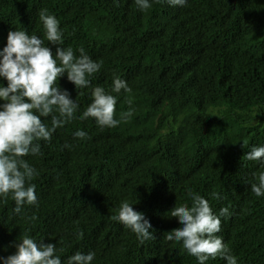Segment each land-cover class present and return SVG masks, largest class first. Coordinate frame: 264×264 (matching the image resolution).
I'll return each mask as SVG.
<instances>
[{
	"label": "trees",
	"instance_id": "trees-1",
	"mask_svg": "<svg viewBox=\"0 0 264 264\" xmlns=\"http://www.w3.org/2000/svg\"><path fill=\"white\" fill-rule=\"evenodd\" d=\"M44 10L59 20L63 47L101 62L92 87L111 92L114 75L128 82L132 91L119 95L114 118L128 111V100L135 111L115 128L74 119L40 142L42 156L24 157L39 173L31 181L38 206L17 215L11 195L0 198V256L15 254L28 234L62 248V262L94 251L92 264H198L165 239L182 226L170 210L191 205L194 191L214 213L230 206L218 235L238 264H264V197L250 185L264 168L245 157L264 145V0H188L184 7L153 0L145 11L133 0H0V49L18 29L55 53L39 20ZM58 83L78 100L79 117L91 88L77 90L66 74ZM77 130L88 138H74ZM125 200L151 222L153 239L141 244L112 219Z\"/></svg>",
	"mask_w": 264,
	"mask_h": 264
},
{
	"label": "clouds",
	"instance_id": "clouds-1",
	"mask_svg": "<svg viewBox=\"0 0 264 264\" xmlns=\"http://www.w3.org/2000/svg\"><path fill=\"white\" fill-rule=\"evenodd\" d=\"M137 9L145 11L152 6L153 0H133ZM172 7H184L188 0H166ZM39 20L43 24L44 36L56 47L55 53L44 40L37 35H29L27 30L9 31L6 45L0 49V81H7V86L0 83V198L9 195L15 202L14 212L23 213L25 205L38 206L36 185L31 183L38 175L37 169L24 157L42 156L41 141L50 142L57 129L63 128L74 119L93 118L100 128H115L126 122L134 113L131 100L129 109L116 119V106L119 95L132 91L126 80L114 75L111 92L102 86L92 87L91 77L100 71L102 64L94 61L83 48L79 55L71 47H63V31L59 20L41 11ZM67 75L69 82L77 90L91 88V103L77 117L80 108L77 99L73 100L67 89H62L58 81ZM115 93L116 95H113ZM50 118V119H49ZM74 138L84 140L88 133L77 130ZM244 147L247 148L245 142ZM71 148V145L65 144ZM248 161L257 162L264 168V145H254L245 156ZM251 192L256 197H264V171L253 173ZM191 205L176 204L170 215L179 218L181 227L166 233L165 239L182 244L188 255L193 256L198 264H207L217 257L226 264H238V257L232 254L221 232L222 218L231 217L229 207H222L214 213L209 200L200 194L189 191ZM214 199H221L220 194H211ZM134 204L125 200L112 219L136 234L143 244L153 239V226L145 214L134 210ZM33 221L37 218L31 217ZM83 238L84 233H79ZM13 255L0 256V264H92L96 253L76 252L62 262L58 253L63 252L56 244L37 242L25 234L16 243Z\"/></svg>",
	"mask_w": 264,
	"mask_h": 264
}]
</instances>
